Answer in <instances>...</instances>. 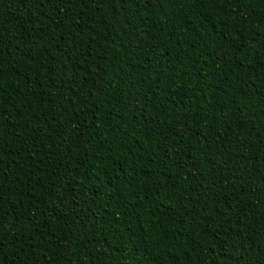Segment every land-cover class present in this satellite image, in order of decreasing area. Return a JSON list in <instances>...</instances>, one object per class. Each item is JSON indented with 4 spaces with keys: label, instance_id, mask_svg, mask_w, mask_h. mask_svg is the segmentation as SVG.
<instances>
[{
    "label": "trees",
    "instance_id": "trees-1",
    "mask_svg": "<svg viewBox=\"0 0 264 264\" xmlns=\"http://www.w3.org/2000/svg\"><path fill=\"white\" fill-rule=\"evenodd\" d=\"M0 264H264V0H0Z\"/></svg>",
    "mask_w": 264,
    "mask_h": 264
}]
</instances>
